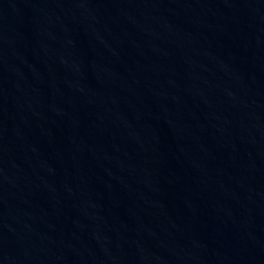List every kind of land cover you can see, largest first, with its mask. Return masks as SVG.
<instances>
[{"label": "water", "instance_id": "1", "mask_svg": "<svg viewBox=\"0 0 264 264\" xmlns=\"http://www.w3.org/2000/svg\"><path fill=\"white\" fill-rule=\"evenodd\" d=\"M0 264H264V0H0Z\"/></svg>", "mask_w": 264, "mask_h": 264}]
</instances>
